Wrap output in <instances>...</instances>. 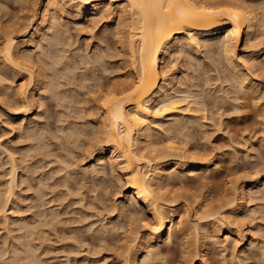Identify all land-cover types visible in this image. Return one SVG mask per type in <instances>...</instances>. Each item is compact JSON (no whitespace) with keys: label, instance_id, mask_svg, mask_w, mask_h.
Segmentation results:
<instances>
[{"label":"rangeland","instance_id":"obj_1","mask_svg":"<svg viewBox=\"0 0 264 264\" xmlns=\"http://www.w3.org/2000/svg\"><path fill=\"white\" fill-rule=\"evenodd\" d=\"M67 1L66 10L53 14L47 39L32 49L29 61L45 72L46 83L37 109L26 114L18 89L30 75L3 61V47L8 31L25 34L41 0H0V197L11 176L10 153L18 166L7 218L0 215V264H120L136 231L144 235L143 224L152 217L109 158L93 165L105 144L101 95L134 75L128 26H116L125 12L112 2L103 4L111 12L77 18ZM232 1L258 10L256 35L264 40V0ZM221 45L218 35L199 53L183 49L168 58L167 68L183 70L182 114L161 118L155 138L158 148L167 147L158 150L167 160L184 162L177 155L189 149V157L215 161L209 169L168 179L165 189L176 199L173 216L192 224L195 207L203 213L224 205L232 223L217 221L207 246L193 228L177 227L173 240L152 249L148 264H200V256L201 264H264V55L259 77L246 73L244 80ZM253 177L263 183L253 187ZM245 181L256 209L237 216L229 202L238 195L234 186Z\"/></svg>","mask_w":264,"mask_h":264},{"label":"bare ground","instance_id":"obj_2","mask_svg":"<svg viewBox=\"0 0 264 264\" xmlns=\"http://www.w3.org/2000/svg\"><path fill=\"white\" fill-rule=\"evenodd\" d=\"M69 1L72 2V17L83 18L86 15L111 12L109 6L107 8L104 5L112 2L118 3L123 12L129 14L128 18L124 17L125 13L124 16L120 14L116 26H128L127 49L134 75L124 86L108 87L101 95L103 110L102 128L99 132L105 144L101 145L93 163L95 166H103L109 158L112 165L120 169L127 179L132 191L131 197L143 203L152 215L150 222L145 221L143 224L145 234L136 231L135 243L120 264H148L152 249L173 240L177 227L193 228L204 240L203 245H209L216 231L213 225L217 221L232 223L228 212L224 210L225 206L208 209L203 213L201 210L200 213L198 207H193V215L197 221H192L191 224L183 215L173 216L176 199L165 189L168 179L193 169H209L215 164L211 159L189 157V149L183 153L177 152V157L184 158V162L167 160V147H157L155 132L162 125L161 118L181 112V99L178 96L183 70L167 68V60L179 50H197L199 53L210 38L221 35V51L234 74L244 80L247 79L246 73L252 79H257L262 68L259 58L264 55V40L256 35L260 16L258 10L251 4L232 0ZM67 2L41 0L40 11L25 34L18 38L12 31L6 33L3 61L25 68L30 75V81L22 82L18 89L26 114L37 109L39 90L46 83L42 76L45 72L38 71L29 61L32 49L47 39L53 24V14L66 10ZM28 106L30 108H26ZM170 144L171 148L174 144ZM162 149L165 151H158ZM10 157L11 176L0 197V215L4 218H7L6 212L18 187V166L12 153ZM245 183L246 181L238 182L234 186L233 192L238 195L229 202L231 212L237 216L247 215L256 209L252 203L251 190L245 187ZM262 183V179L253 177L250 184L259 187ZM238 199L241 201L240 205ZM242 231V237L245 238L247 229L243 228ZM230 232L224 233L226 240ZM23 250L25 253V249ZM16 257L21 258L19 253ZM197 259L201 264L202 257ZM16 262L20 261L16 259Z\"/></svg>","mask_w":264,"mask_h":264}]
</instances>
